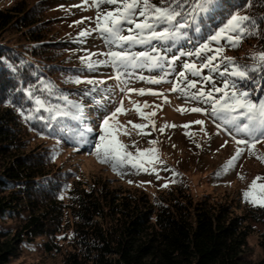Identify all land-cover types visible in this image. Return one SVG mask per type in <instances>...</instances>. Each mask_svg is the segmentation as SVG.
I'll return each mask as SVG.
<instances>
[{"label": "trees", "instance_id": "16d2710c", "mask_svg": "<svg viewBox=\"0 0 264 264\" xmlns=\"http://www.w3.org/2000/svg\"><path fill=\"white\" fill-rule=\"evenodd\" d=\"M194 2L189 0L184 9ZM214 4L215 11L198 16L178 40L153 45L165 54L199 50L204 44L215 47L219 40L212 41L211 36L239 14L250 17L246 23L255 32L242 42L258 34L257 47L264 50V0H214ZM44 6L43 0L32 6L23 1L7 8L0 5V264H11L24 246L45 255L60 253L64 264H264V232L259 238L260 257L252 258L247 244L253 232L250 223L264 226V207L248 202L241 191L197 198L188 187L175 183L151 198L112 187L109 181H74L68 187L63 177L54 179L48 152L26 150L25 131L41 136L60 133L69 139L67 133L74 136L79 126L77 118L59 116L48 126L46 108L76 111L61 99L76 94L52 84V73L68 71L65 64L59 65L58 52L73 43L49 35ZM12 27L24 29L29 44L5 42L3 35ZM221 41L226 52L237 54L240 45L232 48ZM205 54L195 60L204 61ZM213 63L219 71L209 74L224 82L228 78L220 75L224 64ZM46 85L53 90H44ZM241 86L254 101L264 100V68L252 72ZM29 89L35 90L32 98ZM36 97L45 102L38 112Z\"/></svg>", "mask_w": 264, "mask_h": 264}, {"label": "rangeland", "instance_id": "374dc122", "mask_svg": "<svg viewBox=\"0 0 264 264\" xmlns=\"http://www.w3.org/2000/svg\"><path fill=\"white\" fill-rule=\"evenodd\" d=\"M18 1H23L26 6H32L41 0H3L0 5L7 8ZM43 2L46 6H44L42 17L48 20L49 35L54 36L55 39L73 43L70 47L58 52L57 60H61L59 65L65 64L67 68L65 70L68 71L52 73V84L67 90L74 89L73 93L76 95L69 97L68 100L82 105L76 120L79 122L76 134L69 135V139L60 133L44 136L27 131L23 133L26 150L48 152L54 179L63 177L68 187L74 181L89 184L109 181L112 187L130 192L140 191L151 198L168 190L175 183L188 187L194 197L210 195L214 198L240 191L244 193L253 179L258 176L264 180V161L257 158L264 155V139L256 143V155H250L246 150L233 167L223 171L222 165L234 155L236 143L222 128L217 127L220 121H214L207 113L179 110L194 107L210 108V105L204 104L203 101L185 95L181 89L188 93H196L200 89L208 91L213 87H223V81L213 80L209 74L210 68H202L200 76H194L190 72H186L184 78L179 76L181 71H185L183 64L195 62L197 66H200L204 62L195 60L197 57L194 55L197 51L195 48L191 51L184 49L178 54L174 50L168 54L159 50L160 55L165 57L163 67L130 70L133 74L123 78L127 80V83H121L113 78L116 72L110 65H99L94 70H89L83 62V58L91 54H95L91 55L93 61H99L107 59L104 53L119 50L115 45L106 44L98 31H93L96 28L98 9L92 6V0L87 2L85 0H43ZM114 7L101 5L99 11L107 12ZM84 31H89L90 35L82 37L80 33ZM24 32V29L12 27L4 33V41L25 46L28 42ZM257 36L258 34L255 35L256 38ZM255 37L241 42L237 54L226 52L227 46L219 40L215 47H210L213 51L206 52L205 56L213 55L215 48L223 47V55L236 58L237 62L240 58L248 57L250 61L240 63H253L251 54L259 52L258 39ZM146 48L147 45H136L132 51H149ZM188 53L193 55H187ZM173 57L177 59L173 60ZM214 62L221 63L220 57ZM140 75L157 79L164 76V79L158 84H153L147 79H137L136 77ZM207 76H211L212 79L205 80L204 77ZM75 78L81 81H103V83L95 86L83 82L75 83ZM188 81H195V87H188ZM176 85L179 87L173 91ZM93 87H96L97 91L86 95V92ZM141 88L146 90L144 95L136 91H128V89ZM148 90L159 95H152ZM214 95L219 96L221 93H214ZM121 101L125 111L117 114L119 125L116 132L117 139L126 145V150L133 155H138L137 149L140 151L156 149V154L161 161L154 165L156 172L139 171L127 164L114 171L110 163H100L96 158L95 145L99 141V125L104 115L114 111L117 106H120ZM69 106L72 108L71 105ZM151 113L154 115L149 116ZM197 120H203L204 124H196ZM135 125H144V127L137 128ZM81 127L92 128L96 135L81 138L78 134ZM162 127L163 132L160 131ZM71 138L75 141L74 143ZM152 141L156 143L152 144ZM222 145L225 146L221 147ZM157 173L159 179H157ZM165 184L167 187L163 186ZM5 223L10 224L12 221ZM250 224L253 232L247 238L249 255L257 259L262 254L259 238L264 232V226L253 222ZM62 258L63 255L60 253L45 255L24 246L23 251L11 264H64Z\"/></svg>", "mask_w": 264, "mask_h": 264}, {"label": "snow or ice", "instance_id": "6c2138e0", "mask_svg": "<svg viewBox=\"0 0 264 264\" xmlns=\"http://www.w3.org/2000/svg\"><path fill=\"white\" fill-rule=\"evenodd\" d=\"M188 3L189 0H160L159 4L153 3L152 0H92V6L98 9L96 28L93 31H98L106 44L115 45L119 50H110L104 53L103 55L107 59L99 61H93L91 55L95 54H91L83 58V62L89 70H94L99 65H110L116 72L113 78L125 84L127 80L123 78L133 74L130 70L163 67L162 61H164L165 57L160 55L159 50L152 42L178 40L185 35L182 30L191 27L198 16L201 14H209L210 16L217 6L214 4V0H195L191 4L190 9L185 10L184 5ZM105 4L115 7L107 12L99 11L101 5ZM249 20L250 17L246 15H232L224 27L217 34L211 36V40L225 39L232 48L238 47L245 36L255 34L246 23ZM254 27L255 23L253 22ZM80 35L82 37L88 36L90 32L84 31ZM136 45L150 46V50L132 51ZM210 51H213V49L208 44H204L194 55L202 56V54ZM214 52L215 54L207 56L200 66H197L195 62L183 64L185 71H181L179 76L184 78L186 72H190L194 76H200L202 68H210L211 71L216 72L220 66L213 62L220 57L221 64H224L220 75L228 77L224 80L223 87H213L208 91L200 89L196 93H188L181 89V92L185 95H190L195 100L203 101L204 104L210 105V108L194 107L179 110L196 113L204 112L211 116L214 121H220L217 127L222 128L237 145L234 155L222 165V170L227 171L235 165L246 150L250 155H256V143L264 139V100L254 101L250 98L249 91L244 90L241 86L244 82L251 79L252 72L264 68V50L251 54V58L255 62L251 66L239 64L235 61V58L223 55V47L215 48ZM187 55H193V53H188ZM175 59L177 58L173 57V60ZM136 78L139 80L147 79L149 83L158 84L164 79V76L157 79L140 75ZM204 79L211 80L212 78L207 76ZM74 82H83L94 86L103 83V81L96 80L81 81L79 78H75ZM195 84V81H188L187 86L195 87ZM177 87L179 85L174 86L172 90L175 91ZM44 90L51 92L53 89L51 85H46ZM34 91V89L28 90L30 98L33 97ZM95 91L97 89L93 87L86 92V95H91ZM128 91H136L140 95H144L146 92L143 88L128 89ZM148 92H151V90H148ZM214 93H221V95L216 96ZM151 94L159 95L155 92H151ZM61 99L65 100L76 111L73 112L71 109L54 105L48 106L46 111L50 113L47 118L49 127L51 126V121L56 120L58 116L62 118L72 117L73 119L79 116L82 109L81 104L68 100L67 96H62ZM165 102H167L166 97ZM35 103L38 106L35 110L37 112L40 107L45 106V102L38 97L35 98ZM145 106L147 107V104ZM123 111L125 110L123 109V101H121L120 106H117L114 111L104 115L102 123L99 125V141L95 145V155L98 162L110 163L114 171L127 164L139 171L156 172L154 165L161 162L156 154V149H146L144 151L137 149L138 155H133V153L126 150L127 146L117 139L116 132L117 127H119L117 114ZM150 115H154V113ZM27 118L31 119L33 117L29 116ZM38 118L41 120L46 119L42 116ZM195 123L202 125L204 121L197 120ZM135 127L143 128L144 125H135ZM184 127H188V125H184ZM201 130L203 131V129ZM160 131L163 132L164 128H160ZM78 134L81 135V138L96 135L90 127H81ZM151 143L155 144L156 141ZM224 146L222 145L221 147ZM145 153H150V155H145ZM257 158L264 161V155L257 156ZM118 174L120 173L118 172ZM159 178L157 173V179ZM241 178L243 179L242 176ZM261 179L259 176L254 178L243 195L253 205L264 207V183H257ZM163 186L167 187V184Z\"/></svg>", "mask_w": 264, "mask_h": 264}]
</instances>
